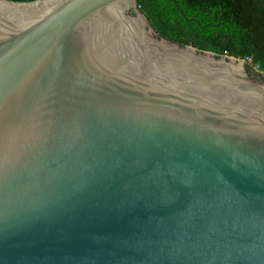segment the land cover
Segmentation results:
<instances>
[{"label": "water", "instance_id": "95a60500", "mask_svg": "<svg viewBox=\"0 0 264 264\" xmlns=\"http://www.w3.org/2000/svg\"><path fill=\"white\" fill-rule=\"evenodd\" d=\"M0 264H264V76L136 0H0Z\"/></svg>", "mask_w": 264, "mask_h": 264}, {"label": "trees", "instance_id": "16d2710c", "mask_svg": "<svg viewBox=\"0 0 264 264\" xmlns=\"http://www.w3.org/2000/svg\"><path fill=\"white\" fill-rule=\"evenodd\" d=\"M136 4L159 35L217 55L242 59L251 55L264 71V0H136Z\"/></svg>", "mask_w": 264, "mask_h": 264}, {"label": "built area", "instance_id": "2783aa9c", "mask_svg": "<svg viewBox=\"0 0 264 264\" xmlns=\"http://www.w3.org/2000/svg\"><path fill=\"white\" fill-rule=\"evenodd\" d=\"M243 60L245 61V63H247L248 65H250V67H252L255 71L259 72L262 74V76H264V71H262L260 69V65L258 63H254L252 60V56L251 55H247L243 58Z\"/></svg>", "mask_w": 264, "mask_h": 264}]
</instances>
